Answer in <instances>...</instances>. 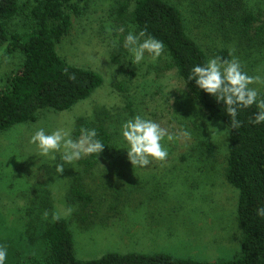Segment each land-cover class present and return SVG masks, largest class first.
<instances>
[{"label": "rangeland", "instance_id": "rangeland-1", "mask_svg": "<svg viewBox=\"0 0 264 264\" xmlns=\"http://www.w3.org/2000/svg\"><path fill=\"white\" fill-rule=\"evenodd\" d=\"M19 1L36 4L37 0ZM121 1L89 0L82 14L73 16L70 34L56 45L67 64L98 73L103 78L102 85L70 109H44L36 121L0 131V245L7 246L8 263L47 256L50 247L45 232L53 222V212L68 221L77 259L96 260L119 252L115 241L122 233L104 225L117 217L115 210L104 207L107 202H135L133 209H128L129 218L161 223L160 241L152 247L156 253L203 262L228 261L241 253L240 191L225 175L228 128L218 120H210L201 110L165 51L155 61L145 52L139 64L133 63L134 56L124 47V41L129 32H137L128 20L118 19L115 10ZM167 1L181 10L189 35L202 46L208 60L218 52L232 51L230 60L234 56L249 75L264 77V0H245L249 10L259 17L249 39L215 12L214 3L220 0ZM26 23L25 18L17 17L10 31L25 36L33 29ZM24 60L21 51L10 54L7 46L1 49L0 90L8 85ZM250 87L257 89L258 99H264V84ZM136 115L159 123L172 134L181 130L190 133L189 138L169 142L165 137L162 142L168 154H178L170 158L181 155L187 160L183 162L186 167L181 171L142 174L133 168L115 171L111 166L114 161H99L87 172L80 161L88 155L65 165L59 175L55 164L60 162V153L42 156L37 145L30 143L40 128L49 134L62 128L70 131L74 139L78 122L85 119L102 121L109 129L112 142L107 153H127L121 126ZM209 122L218 131L210 129ZM208 145H213V154ZM131 176L134 179L128 182ZM78 177L94 198L90 206L67 200ZM142 177L156 179L147 183L141 182ZM137 178L140 181H135ZM141 202H150V209H142ZM70 206L73 211L65 216L64 211ZM45 210L49 213L47 219L43 218ZM134 251L144 252L140 248Z\"/></svg>", "mask_w": 264, "mask_h": 264}, {"label": "trees", "instance_id": "trees-1", "mask_svg": "<svg viewBox=\"0 0 264 264\" xmlns=\"http://www.w3.org/2000/svg\"><path fill=\"white\" fill-rule=\"evenodd\" d=\"M89 0H37L20 3L19 0H0V51L7 46L8 53L21 51L25 60L22 67L9 78L8 85L0 90V131L15 125L36 121L44 109L64 111L88 98L102 85L103 78L96 72L67 64L58 54L56 45L69 35L73 16L82 14ZM134 5L133 9L131 6ZM214 10L224 21L239 28L241 35L249 39L259 21L247 7L245 0H220ZM218 10V11H216ZM122 21L128 20L137 34L146 29L147 34L163 42L164 51L171 59L193 99L210 120H218L228 128L229 154L226 179L240 191L238 220L243 228L241 253L228 261L203 262L177 258L168 254H120L109 253L96 260H79L75 256L73 234L68 221L61 218L46 229L45 238L50 250L44 259L13 264H264V217L257 214L264 207V122L254 124L260 111L254 104L238 111L241 127L233 129L224 103L217 102L188 80L191 69L208 62L202 46L189 35L181 10L167 0H122L116 8ZM23 17L32 30L25 36L12 33L11 23ZM217 56L230 60L229 52ZM116 62V58L112 57ZM70 77H73L70 79ZM95 129L97 138L105 145L100 154H92L80 161L91 171L101 154L111 149L112 134L102 122L82 119L78 122L74 139L80 129ZM213 154V145H208ZM69 203L94 202L93 196L81 178H76L70 189ZM5 264H11L7 261Z\"/></svg>", "mask_w": 264, "mask_h": 264}, {"label": "clouds", "instance_id": "clouds-1", "mask_svg": "<svg viewBox=\"0 0 264 264\" xmlns=\"http://www.w3.org/2000/svg\"><path fill=\"white\" fill-rule=\"evenodd\" d=\"M107 31L110 33L111 30L107 29ZM124 47L133 54L134 64H139L144 59L145 52L155 61L162 55L165 48L163 42L147 34L146 29L138 34L129 32L125 37ZM232 55L230 51L229 56ZM188 80H195L199 89L214 96L217 102L224 103L233 129L241 127V122L237 120L238 111L242 108H250L254 104L260 111L255 114V119L251 122L254 124L264 122V99H258L257 89L250 87L253 84H264V77L249 75L242 69L238 58L234 56L231 60L220 56L210 58L206 64L194 66ZM209 128L218 131L211 126L210 122ZM121 132L128 145L127 159L133 167H146L153 160L165 161L168 157V149L162 143L165 137L169 142L181 137H190V133L185 130L172 134L159 123L141 115H136L123 123ZM80 133L78 139H73L68 130L61 128L49 134L40 128L32 135L30 143L37 145L42 156L60 153V162L55 164V172L62 175L65 165L80 160L82 156L100 154L104 150L105 145L97 138L95 129L82 127ZM52 159L57 160V157L52 155ZM72 211L73 208L70 206L65 209L64 215L70 216ZM257 214L264 217V207L259 208ZM48 216L49 213L45 210L43 218L47 219ZM60 219L59 213H52V221L58 222ZM7 256V246L0 245V264H5Z\"/></svg>", "mask_w": 264, "mask_h": 264}, {"label": "crops", "instance_id": "crops-1", "mask_svg": "<svg viewBox=\"0 0 264 264\" xmlns=\"http://www.w3.org/2000/svg\"><path fill=\"white\" fill-rule=\"evenodd\" d=\"M178 154H168V157L164 163L158 164L161 161L153 160L146 167H133L130 161L127 159V153H103L99 156V161H114L111 166L115 169V171H124L129 170V168H133L135 172L146 173L151 171H181L185 166L183 162L184 160L181 156H177L178 158H170L174 157ZM89 157V156H88ZM104 157V158H101ZM176 162V163H173ZM179 168V170H178ZM133 177V176H131ZM129 177L128 182L134 179ZM121 178V177H120ZM124 179V178H123ZM156 178L153 177H142L141 182H150ZM124 181V180H123ZM135 181H140V178H137ZM158 182L165 183V180L158 179ZM167 183H173L172 181H167ZM135 202H107L104 204V207L108 210H115V218L107 220L104 225L106 228L110 230H115L122 233V236L116 239L117 249L120 254H162L156 253L152 249L153 246H157L155 242L160 241L161 234V223L151 222L150 220H134V218H129L128 209H133ZM142 209H150V202H141ZM149 215V213H148ZM97 221V220H96ZM136 248H140L144 250L142 253H137L134 250ZM169 255V254H168Z\"/></svg>", "mask_w": 264, "mask_h": 264}]
</instances>
